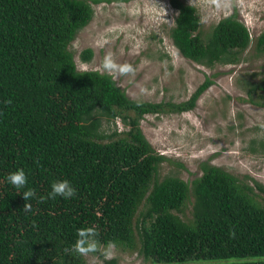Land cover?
<instances>
[{
    "label": "trees",
    "instance_id": "trees-1",
    "mask_svg": "<svg viewBox=\"0 0 264 264\" xmlns=\"http://www.w3.org/2000/svg\"><path fill=\"white\" fill-rule=\"evenodd\" d=\"M126 1L0 0V264H85L73 248L81 228L93 229L98 244L159 264H264V185L255 182L258 201L251 186L208 163L191 184L158 180L169 159L141 128L146 115L193 110L212 80L185 102L152 103L132 100L109 74L78 70L70 46L93 19L92 3ZM170 3L178 11L170 37L186 59L235 64L251 46L237 13L203 36L196 7ZM256 46L264 51V32ZM93 55L86 49L81 59ZM255 90L264 97V78L249 95ZM118 118L129 129L107 134ZM18 168L36 192L30 212L6 180ZM64 179L76 196L49 198ZM191 198L186 221L180 213Z\"/></svg>",
    "mask_w": 264,
    "mask_h": 264
},
{
    "label": "rangeland",
    "instance_id": "rangeland-1",
    "mask_svg": "<svg viewBox=\"0 0 264 264\" xmlns=\"http://www.w3.org/2000/svg\"><path fill=\"white\" fill-rule=\"evenodd\" d=\"M182 1L196 7L203 36H208L221 20L237 13L253 39L238 63L209 68L186 59L170 37L178 14L170 0H129L92 3L93 19L70 46L77 68L107 74L102 70L106 56H111L117 65L129 64L134 72L111 76L132 100L152 103L185 102L210 78L212 85L193 110L149 114L142 119L141 128L148 141L169 159L161 165L157 179L172 175L191 184L208 163L247 183L253 188L254 198L262 201L255 182L264 185V97L262 91L249 95L248 90L264 78V51L256 46L264 32V0ZM86 49L94 52L88 62L81 59ZM128 129L121 118L105 125L107 134ZM192 210L193 198L180 215L190 221ZM138 218L139 214L135 223ZM82 256L85 264H105L111 259L118 264H159L145 260L136 251L98 243L95 251Z\"/></svg>",
    "mask_w": 264,
    "mask_h": 264
},
{
    "label": "clouds",
    "instance_id": "clouds-1",
    "mask_svg": "<svg viewBox=\"0 0 264 264\" xmlns=\"http://www.w3.org/2000/svg\"><path fill=\"white\" fill-rule=\"evenodd\" d=\"M248 28V27H247ZM249 29V28H248ZM250 32V29H249ZM250 37L251 33H250ZM102 70L109 75L115 77V74H127L134 72V68L129 65H117L111 56H106L103 64ZM7 182L13 186L19 195L25 198V205L23 207L24 212H30L32 210L31 199L36 196L34 188L28 187V175L23 168H18L14 172H10L6 176ZM23 191L21 192V190ZM77 194L76 188L73 186L71 181L68 179L54 181L51 185V191L48 193L49 198H55L57 196L64 198L65 200L75 197ZM94 231L91 228H81L77 231V238L73 244L75 251L81 254H87L96 250V242L93 239ZM111 243L109 248H111Z\"/></svg>",
    "mask_w": 264,
    "mask_h": 264
}]
</instances>
